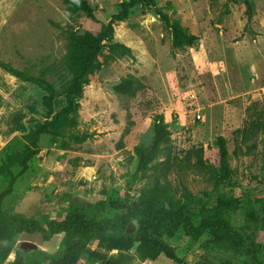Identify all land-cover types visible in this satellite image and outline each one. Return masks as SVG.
Masks as SVG:
<instances>
[{
    "label": "rangeland",
    "instance_id": "374dc122",
    "mask_svg": "<svg viewBox=\"0 0 264 264\" xmlns=\"http://www.w3.org/2000/svg\"><path fill=\"white\" fill-rule=\"evenodd\" d=\"M125 1L88 0L96 15L91 20L83 14L70 18L63 0H25L0 31V61L44 75L59 93L55 101L59 112L66 105L62 93L72 79L64 62L65 31L97 34ZM156 7L198 36V43L174 50L171 34L154 8L137 7L126 21L116 24L113 41L129 47L134 58L114 55L107 59V49L99 56L102 66L85 87L79 125L72 130L92 137L84 143L69 136L43 137L39 155L4 201L7 212L14 214L22 199L37 191L42 199L35 204V216L44 225L67 204L88 210L99 202L124 201L127 194L136 199L153 190L158 172L151 166L137 173L134 149L151 144L156 115L164 116L171 131L173 168L168 181L173 187L187 189L208 207L216 205L220 197L236 196L262 212L264 134L241 144L235 132L251 114L264 111V0H156ZM129 75L139 78L145 89L135 98L115 95L112 86ZM44 96L39 87L0 69V167L8 155L25 148L22 135L36 121H45ZM218 137L227 140L225 179L220 176ZM253 144L255 148L249 152ZM199 149H203L204 167L197 165ZM166 153L158 160L165 161ZM19 172L13 170L15 175ZM9 183V176L0 175V193ZM99 214L112 217L114 212L107 208ZM230 220L233 227H244L246 211L240 210ZM166 241L179 248L188 264L264 262V234L253 236L249 240L252 246L239 251L215 245L208 236L190 245L181 232ZM89 247L106 252L99 242H91ZM15 257L13 252L7 262ZM136 262L175 264L164 256Z\"/></svg>",
    "mask_w": 264,
    "mask_h": 264
},
{
    "label": "trees",
    "instance_id": "16d2710c",
    "mask_svg": "<svg viewBox=\"0 0 264 264\" xmlns=\"http://www.w3.org/2000/svg\"><path fill=\"white\" fill-rule=\"evenodd\" d=\"M63 4L70 18L83 14L96 20L95 11L88 0H63ZM137 7L154 8L171 34L174 50L191 48L198 43V36L192 34L178 19L157 8L156 0L125 1L97 34L65 31L67 49L64 62L72 79L62 93L66 98V105L59 112L55 111L59 93L44 75L36 76L0 61V69L6 74L45 92L42 105L47 112L44 122L36 121L35 126L22 135L25 148L19 153L8 155L0 167V175L10 177L8 188L0 193V264H79L80 260L86 261V264H138L136 260L144 263L148 260L155 261L161 256L175 264H188L179 248L168 243L166 238H174L181 232L189 239L190 245H195L208 236L215 245L239 251L252 246L249 240L253 236H263L264 197L259 201L262 207L260 214L254 203L249 205L248 201L245 204L242 197L236 196L220 197L216 205L208 207L196 200L187 189L180 190L170 184L168 175L173 168L170 161L171 131L163 115L153 118L151 144L138 145L134 149L137 173H144L151 166L158 172L153 190L142 192L136 199L127 194L124 201L99 202L88 210L68 204L67 208L60 210L59 216H51L44 225H41L36 216L29 218L4 209V201L12 194L17 179L39 155L43 137L57 139L69 136L76 143H84L92 137L88 133L80 135L72 132L79 125L80 99L85 87L91 82V76L102 66L99 56L104 50L108 51L107 59L114 55L134 58L129 47L113 40L115 25L126 21L131 11ZM251 12V7L248 6L249 21L252 18ZM144 89V83L133 75L122 78L112 86L115 95L125 98H135ZM260 134H264V111L251 114L245 126L235 132L241 144H247ZM216 144L219 150L220 176L225 179L229 166L227 140L218 137ZM253 148L254 144L248 151L251 152ZM165 152L167 159L159 161L158 158ZM196 157L197 165L204 167L203 149L196 151ZM14 169H20V172L15 175ZM107 208L114 212L112 217L99 214V211L104 212ZM240 210L246 211V224L235 228L230 218ZM25 232H39L46 240L60 235V246L54 250H21L17 242ZM91 242H99L106 252L90 249ZM113 251H117V254L110 255ZM13 252L16 254L15 260L7 262ZM259 253V250L254 252L255 255ZM260 264L264 262L260 261Z\"/></svg>",
    "mask_w": 264,
    "mask_h": 264
},
{
    "label": "water",
    "instance_id": "95a60500",
    "mask_svg": "<svg viewBox=\"0 0 264 264\" xmlns=\"http://www.w3.org/2000/svg\"><path fill=\"white\" fill-rule=\"evenodd\" d=\"M42 199V195L37 191L29 192L20 202L19 206L15 208L16 214L25 215L29 218L34 217L36 215V207L35 204L37 201ZM68 207V204L65 205ZM134 224L137 226V222L134 221ZM132 227V224L129 225V228ZM132 231V230H130ZM20 241V249L24 251H37L39 249H50L54 250L60 246L61 236L55 235L50 240H46L44 236L36 232L34 234L25 232L19 237Z\"/></svg>",
    "mask_w": 264,
    "mask_h": 264
},
{
    "label": "crops",
    "instance_id": "0c3cea01",
    "mask_svg": "<svg viewBox=\"0 0 264 264\" xmlns=\"http://www.w3.org/2000/svg\"><path fill=\"white\" fill-rule=\"evenodd\" d=\"M24 2L25 0H0V31L4 29L10 17L24 5Z\"/></svg>",
    "mask_w": 264,
    "mask_h": 264
}]
</instances>
